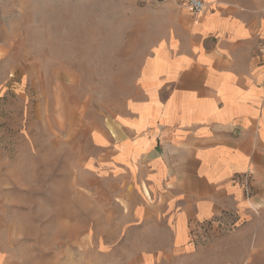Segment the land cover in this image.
Here are the masks:
<instances>
[{"label":"rangeland","instance_id":"rangeland-1","mask_svg":"<svg viewBox=\"0 0 264 264\" xmlns=\"http://www.w3.org/2000/svg\"><path fill=\"white\" fill-rule=\"evenodd\" d=\"M188 14L187 0H0V264H264V178L238 175L247 213L195 224L171 253L170 227L135 218L158 200L147 182L97 161Z\"/></svg>","mask_w":264,"mask_h":264},{"label":"crops","instance_id":"crops-1","mask_svg":"<svg viewBox=\"0 0 264 264\" xmlns=\"http://www.w3.org/2000/svg\"><path fill=\"white\" fill-rule=\"evenodd\" d=\"M188 22L145 64L138 95L97 156L157 195L135 218L152 213L170 227L171 253L191 246L195 224L247 213L238 175L264 178V0H206Z\"/></svg>","mask_w":264,"mask_h":264},{"label":"built area","instance_id":"built-area-1","mask_svg":"<svg viewBox=\"0 0 264 264\" xmlns=\"http://www.w3.org/2000/svg\"><path fill=\"white\" fill-rule=\"evenodd\" d=\"M206 0H187V8L193 14H200L204 11Z\"/></svg>","mask_w":264,"mask_h":264}]
</instances>
